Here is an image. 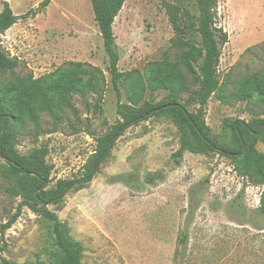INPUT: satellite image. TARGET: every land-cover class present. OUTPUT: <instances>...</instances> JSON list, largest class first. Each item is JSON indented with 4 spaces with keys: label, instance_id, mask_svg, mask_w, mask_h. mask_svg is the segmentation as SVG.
<instances>
[{
    "label": "rangeland",
    "instance_id": "obj_1",
    "mask_svg": "<svg viewBox=\"0 0 264 264\" xmlns=\"http://www.w3.org/2000/svg\"><path fill=\"white\" fill-rule=\"evenodd\" d=\"M3 1L19 17L0 33V52L18 61L16 75L52 80L68 62L81 63L84 78L90 75L88 64L104 73L102 97L75 94L73 108L64 111V121L55 124L44 113L40 126L29 123L13 139V148L23 156L39 147L47 149L45 159L51 167L47 189L54 188L60 179L84 176L100 150L88 133L103 136L122 120L116 111L108 56L90 0H0V11ZM163 1L125 0L113 23L117 66L124 73L119 81L121 102L127 114L130 94L140 98L136 106L166 100L170 94L168 89L149 88L143 93L142 88L150 64L162 60L173 36ZM188 6L193 11L191 2ZM216 25L228 36L218 65L227 99L211 96L204 120L215 141L235 149L224 120L264 119V96L249 102L231 96L235 84L264 72V0H217ZM9 77L5 73L0 82ZM186 84L188 89L178 98L195 111L196 105L189 100L198 83L187 76ZM182 136L177 122L166 114L128 126L92 180L70 188L60 206H48L62 221L66 236L81 245L82 264H264L260 209L264 180L253 169L247 172L240 158L215 151L184 150L175 156ZM256 149L264 155L263 132ZM18 177L0 157V264L2 259L50 264L61 254L51 221L23 206L11 226L2 228L18 211L22 198ZM191 188L195 189L194 209L189 217ZM187 221L188 243L181 259L179 238Z\"/></svg>",
    "mask_w": 264,
    "mask_h": 264
},
{
    "label": "trees",
    "instance_id": "obj_2",
    "mask_svg": "<svg viewBox=\"0 0 264 264\" xmlns=\"http://www.w3.org/2000/svg\"><path fill=\"white\" fill-rule=\"evenodd\" d=\"M90 2L103 41V48L108 56V72L117 97L116 111L122 120L112 125L103 136L96 137L91 132L88 133L98 142L100 150L87 165L83 177L76 180L60 179L54 188L47 189L51 173V167L45 159L47 149L39 147L29 155L23 156L15 151L12 144L16 133L23 131L27 124L40 126L41 115L44 113H48L55 124L64 121V111L73 108L71 99L75 94L96 93L102 97L105 87L103 71L97 66L88 64L90 75L84 78L82 74L86 70L81 69L82 64L68 62L67 66L52 80L33 79L32 76L19 77L14 73L17 59L0 52V78L4 77L5 73L10 75L8 81L0 82V128L2 129L0 157L8 163L13 173L19 176L22 182L19 189L22 198L18 211L2 225V228L5 230L11 226L23 206H27L33 213L51 221L55 242L61 254L50 264H82V247L66 236L62 221L48 206L50 204L60 206L70 188L73 186L78 188L91 181L99 171L100 163L125 128L136 125L151 116L166 114L177 122L183 139L181 148L176 151L175 156H181L184 150L193 153L215 151L232 159L240 158L247 172L253 169L264 180V155L256 149L259 134L261 132L264 134V119L245 121L239 118H226L224 120V126L231 132V141L235 149L215 141L210 136V129L204 120L211 96H216L223 102L227 99L224 93L225 85L218 77V65L222 46L227 42L228 36L216 25L217 0L163 1V7L173 29V36L162 60L150 64V74L145 83L143 82L142 88L143 93L146 88H149L151 91L168 89L170 94L166 100L156 103L144 101L140 106H136L140 98L130 94L129 99L132 105L127 108L129 114L123 110L121 102L119 81L124 73L119 71L117 66L119 55L113 29L114 20L125 0H90ZM189 2L194 6L193 11L188 6ZM42 3H48V0ZM18 18L8 1H3V8L0 11V33L8 30ZM187 76L194 77L198 83V90L189 100L196 105L195 111H190L178 98L181 91L188 89ZM234 86L231 96L237 101L249 102L254 100L255 96L256 99L263 98L264 72L253 73ZM94 106L96 110H100L99 106ZM123 183L127 187H132L127 182ZM190 191L191 203L195 189L191 188ZM189 207L190 217L194 205L191 203ZM260 209L264 213V197L261 199ZM187 227L188 221L179 238L181 259L185 255L188 243ZM2 262L14 264L6 259H2Z\"/></svg>",
    "mask_w": 264,
    "mask_h": 264
}]
</instances>
